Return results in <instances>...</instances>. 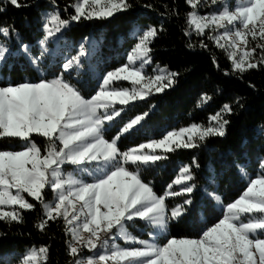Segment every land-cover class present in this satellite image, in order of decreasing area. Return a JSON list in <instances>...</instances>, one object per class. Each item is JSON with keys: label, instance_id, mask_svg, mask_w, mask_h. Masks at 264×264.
<instances>
[{"label": "snow or ice", "instance_id": "snow-or-ice-1", "mask_svg": "<svg viewBox=\"0 0 264 264\" xmlns=\"http://www.w3.org/2000/svg\"><path fill=\"white\" fill-rule=\"evenodd\" d=\"M185 2L190 9L184 30L189 49L197 46L191 42L194 31L226 54L230 68L225 76L242 80L250 71H264V0ZM47 3L50 10L40 13L39 56L23 43L14 25H0L4 38L0 68L8 65L12 55L8 42L15 36L18 51L29 59L36 74L35 79L13 83L0 72V141L9 142L8 147L0 148V222L9 227L23 224L24 213L39 209L41 216L34 224L39 231L44 232L50 222L62 224L66 253L71 257L68 264H264V157L258 158L254 177L246 165L235 164L246 187L234 201L225 203L220 194L204 189L221 217L209 223L201 212L192 222L194 236L175 237L171 229L189 223L185 205H192L197 188L196 172L201 167L197 157L180 167L178 177L162 194L143 179L144 172L168 159L167 153L200 148L211 137H226L236 113L233 104L242 108V97L224 103L207 125L191 123L167 131L161 139L121 149L133 129L140 130L136 126L147 113L129 121L118 120L125 108L116 106L162 93L177 82L179 72L167 66L156 64L152 74L145 71L152 64L151 45L164 31L163 25L137 27L133 32L137 43L127 62L107 71L94 94L85 95L77 86L80 81L71 79L73 73L80 76L82 57L91 55L84 43L62 65L46 70L43 61L49 44L59 43L73 22L109 20L133 5L130 0H74L70 5L74 14L64 18L56 0ZM32 6L21 0H0V14L9 8ZM201 7L212 10L201 15ZM199 47L210 51L203 39ZM212 63L219 68L215 56ZM121 80L132 87H113L114 81ZM211 99L202 94L197 107ZM260 128L264 131V124ZM205 180L218 187L211 162ZM173 184L182 187L175 191ZM178 196L185 197L183 202L170 208L168 199ZM197 224L202 227L197 229ZM48 258V247H33L20 257L19 264H48Z\"/></svg>", "mask_w": 264, "mask_h": 264}, {"label": "trees", "instance_id": "trees-1", "mask_svg": "<svg viewBox=\"0 0 264 264\" xmlns=\"http://www.w3.org/2000/svg\"><path fill=\"white\" fill-rule=\"evenodd\" d=\"M74 0H56L61 15L67 18L74 14L70 5ZM133 7L126 13H117L109 20H84L73 22L70 29L65 31L63 38L45 55L43 67L48 68L62 65L63 56L76 55L81 43L91 53L82 57L83 66L80 76L75 73L72 82L80 83L85 95L94 94L100 77L116 67L126 63L127 55L137 43L133 35L134 30L154 25L159 28L163 25L164 31L153 41L152 64L148 67L149 73L159 64L167 66L171 71L179 72L177 82L164 92L149 96L144 100L131 102L124 107L121 113L123 121H129L137 115L147 116L133 129V135L120 144L121 149L138 146L150 139H161L167 131L187 127L191 123L207 125L209 118L214 115L224 103H233L237 96L242 97V108L233 104L236 109L231 117L226 137H211L200 148L176 149L167 153L168 159L157 162L154 167L143 173V179L151 182L154 191L162 194L169 183L179 175L183 165L191 163L192 157H197L200 169L196 172L197 188L192 194L193 203L185 205V216L189 223L174 226L171 233L175 237L194 236L193 221L199 219L201 212L209 223L221 217V211L216 208L214 200L205 192L215 191L223 197L225 203L234 201L243 192L246 182L241 179L236 163L246 165L248 171L255 176L257 161L264 157V131L260 125L264 124V71H250L244 78L225 76L223 73L230 68V61L226 54L216 48L206 37H198L192 33L191 42L196 44L195 50L187 47L189 37L184 35L186 13L190 10L185 0H130ZM21 3L32 4L29 8H9L7 13L0 14V25H14L19 38L29 45L32 54L39 56V40L43 31L41 11L50 10L47 0H21ZM39 7H36V5ZM151 5V7H145ZM67 9V12H65ZM175 10L178 15H172ZM60 35V34H59ZM208 43L210 51L202 50L199 41ZM4 38L0 37V42ZM12 55L8 59L7 67L0 68L4 77L11 82H19L25 78L35 79V70L29 59L18 51L16 37L8 42ZM215 56L219 68L213 65ZM67 78V77H66ZM250 85H254L251 87ZM126 82L113 83V87H128ZM212 97L207 104L197 107L202 94ZM134 106V107H133ZM131 108V111L128 109ZM143 125V127H141ZM119 127V125H118ZM109 133V136L113 135ZM39 142V141H38ZM9 142L0 141V148L8 147ZM211 162L217 174L218 187L208 184L205 177L208 175V166ZM182 185L173 184V190L179 191ZM51 199V194L48 197ZM185 197H170L167 201L170 208L182 203ZM31 200V198H28ZM23 224H13L11 227L0 222V264H19L20 257L30 248H49L48 264H68L71 259L66 253L62 224L57 226L51 223L44 231H39L34 224L40 219L41 213L35 211L24 213ZM202 227L197 224L196 228ZM144 238H147L145 236Z\"/></svg>", "mask_w": 264, "mask_h": 264}, {"label": "rangeland", "instance_id": "rangeland-1", "mask_svg": "<svg viewBox=\"0 0 264 264\" xmlns=\"http://www.w3.org/2000/svg\"><path fill=\"white\" fill-rule=\"evenodd\" d=\"M214 7V6H213ZM212 9L211 8H209V7H201L200 9H199V12H200V14L201 15H207L210 11H211ZM136 30V29H135ZM134 30V31H135ZM207 31V30H206ZM192 33H194L195 34V32L193 31ZM57 36H59V33H57ZM55 45H56V43H50L49 44V49H50V51L47 53V54H50L51 53V49H53L54 47H55ZM41 49V46H40V44H39V50ZM46 54V55H47ZM26 57V56H25ZM46 57V56H45ZM65 57H67V56H63V59H65ZM126 62H127V60H126ZM150 65H148V66H146V68H145V71L148 73V74H152V71H151V73H149V70H148V67H149ZM100 82V81H99ZM116 82H126V83H128V87L127 88H131L132 87V85H131V83L129 82V81H123V80H121V81H114L113 83H116ZM155 94H159V93H154V94H152V95H155ZM152 95H149V96H152ZM149 96H147L146 98H148ZM137 101H140V100H137ZM137 101H133V102H137ZM166 134V133H165ZM157 151H159V150H157ZM242 194V193H241ZM240 194V195H241ZM215 202V201H214ZM218 209V208H217ZM219 211H220V209H218ZM121 243H122V241H121ZM85 251V253L87 252V250H84Z\"/></svg>", "mask_w": 264, "mask_h": 264}]
</instances>
